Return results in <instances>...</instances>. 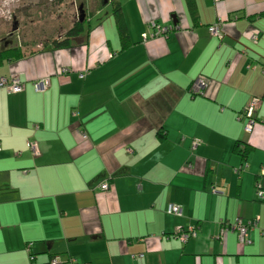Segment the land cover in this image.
Segmentation results:
<instances>
[{
  "label": "crops",
  "instance_id": "obj_1",
  "mask_svg": "<svg viewBox=\"0 0 264 264\" xmlns=\"http://www.w3.org/2000/svg\"><path fill=\"white\" fill-rule=\"evenodd\" d=\"M96 1L69 46L0 64L23 83L0 88V264H264V0H119L124 50Z\"/></svg>",
  "mask_w": 264,
  "mask_h": 264
},
{
  "label": "rangeland",
  "instance_id": "obj_2",
  "mask_svg": "<svg viewBox=\"0 0 264 264\" xmlns=\"http://www.w3.org/2000/svg\"><path fill=\"white\" fill-rule=\"evenodd\" d=\"M96 0H0V48L17 46L33 53L64 38L72 25L94 11ZM100 2L103 0H99ZM126 1V0H123ZM96 4V3H95ZM109 14V1L102 6ZM152 31H154L152 29ZM152 33L149 32V35ZM164 36H167L164 35Z\"/></svg>",
  "mask_w": 264,
  "mask_h": 264
},
{
  "label": "built area",
  "instance_id": "obj_3",
  "mask_svg": "<svg viewBox=\"0 0 264 264\" xmlns=\"http://www.w3.org/2000/svg\"><path fill=\"white\" fill-rule=\"evenodd\" d=\"M217 2L218 0H214ZM150 28L154 31L151 35H142V40H147L148 37H158V36H164L168 34L170 31L173 30L172 26H166L161 27L155 23H152L150 25ZM208 31L212 36H217L220 38V31H219V24H214L212 26L208 27ZM255 38V36H254ZM81 77H83L81 75ZM36 91H44L48 89L50 86L49 78L45 77L42 78L36 82L33 83ZM205 82L202 79H197L193 84L191 85L190 92L194 95L201 94L203 90L205 89ZM0 88H5L10 93H19L23 90V83L19 80L17 77H1L0 78ZM258 100L254 99L251 100V102L246 106V108L243 110L242 114L239 115V118H245L246 124L244 127L245 132H251L252 128L255 124L254 119V112L257 107ZM82 137H85L84 134H81ZM29 148L33 152L34 155H38L36 145L33 142L29 143ZM100 190H107L109 188V185L107 183H101L99 186ZM256 196L259 200H264V191L260 187H257L256 189ZM167 214L173 215V216H181L182 210L179 206L176 205H169L167 210ZM257 220L243 222L240 219L234 220L231 224L230 223H222V232L225 230H230L237 233L239 242L241 244L248 243L247 240V234L249 231L257 227ZM195 235V231L193 229H188L186 231L179 230L176 234V237L182 242H186L190 237ZM260 235L264 237V229H261ZM33 258V257H32ZM60 260L59 258H54L51 261V264H59Z\"/></svg>",
  "mask_w": 264,
  "mask_h": 264
},
{
  "label": "trees",
  "instance_id": "obj_4",
  "mask_svg": "<svg viewBox=\"0 0 264 264\" xmlns=\"http://www.w3.org/2000/svg\"><path fill=\"white\" fill-rule=\"evenodd\" d=\"M110 1L112 5V15L115 21L116 30L118 33V37L121 43L122 50L126 49L128 44L130 43L127 25L124 20L121 4L119 0H107ZM186 5L189 10L194 14L195 13V6L193 0H185ZM101 5L104 3L101 1ZM88 28V23L86 17L84 19H77V21L72 25V27L65 33L64 38L60 40H54L51 45L53 48H62L69 46L72 42L78 39ZM45 45L44 47H46ZM23 50L17 46L11 47H2L0 48V64L4 62L15 61L23 58L26 56ZM54 259V258H53ZM52 259V260H53ZM51 260V261H52ZM50 261V264H51Z\"/></svg>",
  "mask_w": 264,
  "mask_h": 264
},
{
  "label": "water",
  "instance_id": "obj_5",
  "mask_svg": "<svg viewBox=\"0 0 264 264\" xmlns=\"http://www.w3.org/2000/svg\"><path fill=\"white\" fill-rule=\"evenodd\" d=\"M107 2V0H103V3H106Z\"/></svg>",
  "mask_w": 264,
  "mask_h": 264
}]
</instances>
